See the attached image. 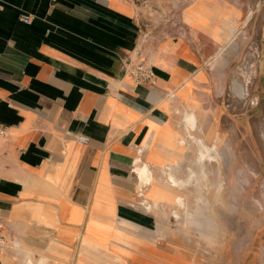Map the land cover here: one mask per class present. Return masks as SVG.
I'll return each instance as SVG.
<instances>
[{
    "label": "crops",
    "instance_id": "obj_1",
    "mask_svg": "<svg viewBox=\"0 0 264 264\" xmlns=\"http://www.w3.org/2000/svg\"><path fill=\"white\" fill-rule=\"evenodd\" d=\"M0 7V123L8 130L0 136V264H71L81 235L101 249L118 244L101 239L105 225L125 221L141 236L163 226L174 208L166 197L177 193L170 176L187 180L198 140L212 146L221 133L224 110L213 97L222 88L213 84L222 77L209 68L220 45L214 31L191 24L188 37L153 45L118 0ZM140 61L153 67L154 85L131 83L125 70ZM79 135L90 143H77ZM138 165L153 178L147 200L159 207L151 212L140 202Z\"/></svg>",
    "mask_w": 264,
    "mask_h": 264
},
{
    "label": "rangeland",
    "instance_id": "obj_2",
    "mask_svg": "<svg viewBox=\"0 0 264 264\" xmlns=\"http://www.w3.org/2000/svg\"><path fill=\"white\" fill-rule=\"evenodd\" d=\"M118 4L135 12L142 37L153 45L173 39L175 33L188 37L191 24L204 30L201 34L213 30L220 45L209 68L217 81V76L222 77L213 84L222 88L213 102L224 110L221 133L217 132L212 145H217L222 158L219 166L213 163L209 167L205 189L209 190L210 204L202 207L214 223L212 240L202 239L196 230L200 221L188 229L173 222L172 226L167 225L163 236L155 231L141 236L133 225L120 221L115 226L118 233L138 242V250L145 257L133 255L126 261L180 264L182 253L172 242L178 226L190 248L186 251L192 253L188 264H264V0H118ZM225 16L237 28L230 39L221 30ZM233 42L236 49L230 47ZM236 80L245 86L242 97L234 91ZM192 166L194 163L187 165ZM218 183L221 189L215 192ZM193 196L195 193H186V202L191 204Z\"/></svg>",
    "mask_w": 264,
    "mask_h": 264
},
{
    "label": "bare ground",
    "instance_id": "obj_3",
    "mask_svg": "<svg viewBox=\"0 0 264 264\" xmlns=\"http://www.w3.org/2000/svg\"><path fill=\"white\" fill-rule=\"evenodd\" d=\"M224 20L225 22L223 23L222 25L223 27L221 28V30L224 29L227 33L226 37L230 39L236 32L237 29L236 24L227 16L224 17ZM219 30L220 28L218 29V31ZM228 39L227 42L230 43ZM236 45H237L236 42H233L232 44H230V47L236 49ZM233 88L235 93L240 97H242L246 93L244 84H242L238 80L234 81ZM186 118L187 121L195 120L194 115L191 114H188ZM191 127L195 128L194 125L193 126L191 125L190 128ZM191 137L192 136H190V138ZM198 142H199L197 143V145L199 144L198 146L199 155L197 157L198 160L196 161L194 166L189 168V174L187 180L178 182V180L174 178L175 175L170 176L171 177L170 180H172L173 184L177 186V190H175L177 193L172 197L170 196L166 197L167 200L173 204L174 208H172V210L169 212L166 213L164 212L166 218V225L164 224L155 231V233H157L158 236L166 235L167 225L172 226L173 222H176L177 225L184 226L185 229H188L189 225L195 224L197 221H200L196 223L197 226L196 230L198 232H201L202 239L209 241L212 240L211 232L213 231L212 226L214 223L212 219L209 218V215L202 209V207L209 206L210 204L208 200L209 190L207 192L205 189V187L207 186L205 184L208 183V175L211 173V169L209 167L213 163H216L219 166L220 159L222 158V156L218 152L216 144L214 146H208L202 140H198ZM143 167L138 165L136 168V171L139 175L140 185L142 186V190L140 191V197H141L140 202L142 203L144 209L151 212L154 210V208H158L159 205L156 202L150 203L147 200L148 194L146 189L147 187L148 188L152 187L153 178L147 166H143ZM179 187L181 188V190ZM220 189H221V185L219 183L215 185V192H219ZM186 193L189 194L195 193V196H193L194 200L191 204L186 202L185 199ZM115 226H116L115 222H113L112 225L103 226L102 227L103 233L101 239L102 238L108 239L110 236L113 235L114 237L116 236L118 244L112 243L109 246L103 244L102 249L99 248L98 244H96L97 247L93 244H90L88 242V238L86 237V235H81L79 238V244L77 246L76 253L73 257L74 259L73 263L74 264H130L128 261H126V259L132 258L133 255H136L141 258H145L143 255L138 254V252L136 251L139 249L138 242L129 239V237L120 235L116 230ZM179 233H180V229L177 226V228L175 227V239H173L172 242L175 246L179 248V250L182 253L183 259L179 261L180 264H188L189 254L192 255V253L190 251H186L185 248L188 247L184 243V239H182ZM188 250H190V248H188ZM58 261H60V264H63L62 260L51 261L50 259L47 258L41 259L38 262V264H57ZM26 263L34 264L32 260H28V262Z\"/></svg>",
    "mask_w": 264,
    "mask_h": 264
},
{
    "label": "built area",
    "instance_id": "obj_4",
    "mask_svg": "<svg viewBox=\"0 0 264 264\" xmlns=\"http://www.w3.org/2000/svg\"><path fill=\"white\" fill-rule=\"evenodd\" d=\"M19 20L25 25H31L34 18L30 14H22ZM125 72L128 74L130 81L133 84H155V72L151 64H146L145 62L140 61L133 66L126 68ZM7 131V127L0 123V136H5L7 134ZM75 141L79 144L87 145L90 143V138L86 135H79L75 139ZM6 244V234L3 227L0 225V253L4 250Z\"/></svg>",
    "mask_w": 264,
    "mask_h": 264
}]
</instances>
